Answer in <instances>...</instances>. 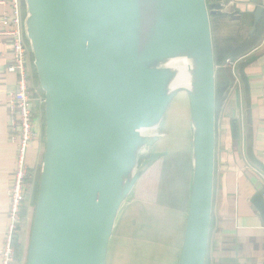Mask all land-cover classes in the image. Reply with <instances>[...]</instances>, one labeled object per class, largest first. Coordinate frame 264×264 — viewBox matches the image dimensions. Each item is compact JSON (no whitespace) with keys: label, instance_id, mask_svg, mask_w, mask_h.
Instances as JSON below:
<instances>
[{"label":"water","instance_id":"1","mask_svg":"<svg viewBox=\"0 0 264 264\" xmlns=\"http://www.w3.org/2000/svg\"><path fill=\"white\" fill-rule=\"evenodd\" d=\"M24 1L25 36L44 100V146L25 264H107L123 204L142 171L166 153L155 147L165 135L158 129L181 91L188 101L190 173L174 264H205L217 141L210 16L234 17L236 5L232 0ZM262 11L256 8L251 32ZM176 59L175 65L191 67L190 90L169 88L168 63ZM236 97L231 95L224 111L234 139ZM262 195L264 189L252 202L264 220Z\"/></svg>","mask_w":264,"mask_h":264},{"label":"crops","instance_id":"2","mask_svg":"<svg viewBox=\"0 0 264 264\" xmlns=\"http://www.w3.org/2000/svg\"><path fill=\"white\" fill-rule=\"evenodd\" d=\"M236 5L234 17L226 13L210 16L214 58L216 63L217 141L215 154L214 191L211 227L205 264H264V220L252 199L264 189V0H232ZM25 16V1L21 0ZM263 8L254 32V12ZM10 5L0 3V31L2 16ZM259 37L254 46L239 57L232 52L251 39ZM29 44V43H28ZM233 64L227 65L226 59ZM12 61V37L0 32V249L8 225L10 205L9 189L14 181L18 142L11 136L12 115L9 92L17 87L16 74L7 70ZM32 61V59H31ZM31 84H35L33 66L30 63ZM236 94L238 108V137L233 138L232 120L224 115L227 102ZM34 126L43 132L41 106H33ZM14 118H17L14 116ZM36 119V121H35ZM43 141L32 143L27 162L36 170L42 159ZM163 160V159H162ZM186 185L179 206L175 228L180 232V245L188 202L190 173L189 158H184ZM164 161V160H163ZM162 161V165H163ZM26 197H31L33 186L28 184ZM264 203V195L261 196ZM24 224L17 238L23 242Z\"/></svg>","mask_w":264,"mask_h":264},{"label":"rangeland","instance_id":"3","mask_svg":"<svg viewBox=\"0 0 264 264\" xmlns=\"http://www.w3.org/2000/svg\"><path fill=\"white\" fill-rule=\"evenodd\" d=\"M43 122L42 115V124ZM188 122L187 95L181 91L177 93L158 129L160 132L164 130L165 135L155 147L166 151L154 161L164 160L158 194L153 202L139 199L136 193L140 177L153 162L142 171L131 197L121 208L112 235L107 264L175 263L180 248V232L173 225L178 217L173 209L179 206L182 199L181 192L186 185L185 177L188 172L184 158H189L191 136ZM144 155L148 154L146 152L142 154L140 160L146 158ZM140 166L138 165V169ZM38 171L40 164L37 173ZM29 199L30 197L26 200V204ZM23 224V242H25L27 238L29 240L31 222L30 226L29 220Z\"/></svg>","mask_w":264,"mask_h":264},{"label":"built area","instance_id":"4","mask_svg":"<svg viewBox=\"0 0 264 264\" xmlns=\"http://www.w3.org/2000/svg\"><path fill=\"white\" fill-rule=\"evenodd\" d=\"M0 3L10 5V10L3 13V30L0 32L12 37V61L7 70L16 74L17 87L9 92L8 100L13 124L11 136L18 142L14 181L9 189L8 225L0 249V264H14V239L22 223L27 222V217H22L21 212L26 205L28 184L33 183L37 176V169L31 170L27 162L28 149L32 143L43 141L42 132L37 131L34 126L33 106L35 101L42 106L44 100L43 96L37 95L36 87L31 84V50L25 36V16L21 0H0ZM226 64L232 65L233 60L226 59Z\"/></svg>","mask_w":264,"mask_h":264},{"label":"trees","instance_id":"5","mask_svg":"<svg viewBox=\"0 0 264 264\" xmlns=\"http://www.w3.org/2000/svg\"><path fill=\"white\" fill-rule=\"evenodd\" d=\"M259 37V33L254 34L249 41L244 43L243 45H239L231 54L232 58H236L241 56L242 54L246 53L249 51L255 44ZM28 42V40H27ZM31 59H32V66H33V71H34V77H35V84L37 85V88L39 89V93L42 94L43 92L40 89L37 76L35 73V68L33 65V57L31 54ZM219 97L217 101V109H219ZM42 115H43V105L41 107ZM218 112V110H217ZM44 119V116H43ZM42 138L44 141V134L42 132ZM162 159L157 160L154 162L145 172L144 174L140 177L138 183H137V188H136V193L137 197L141 200H150V201H155V196L158 194L159 191V183H160V175H161V168H162ZM38 179H39V171L37 173L36 180L33 184V190H32V195L30 199L28 200V204L22 208L21 215L22 217H27V222L29 220V226L32 218V213L34 210V205H35V196L37 192V185H38ZM27 200V199H26ZM29 229V227H28ZM18 236H15L14 239V247H15V263L14 264H25V257H26V252H27V246H28V238L27 241L21 242L20 239L17 238ZM28 237V236H27Z\"/></svg>","mask_w":264,"mask_h":264},{"label":"bare ground","instance_id":"6","mask_svg":"<svg viewBox=\"0 0 264 264\" xmlns=\"http://www.w3.org/2000/svg\"><path fill=\"white\" fill-rule=\"evenodd\" d=\"M176 61L177 59L172 60V63H168V67L173 72V78L170 81L169 88L172 90L177 88H187L190 90V88L193 86V82L190 80V73L192 71L191 67L188 65V63L187 65L185 63L175 65Z\"/></svg>","mask_w":264,"mask_h":264}]
</instances>
